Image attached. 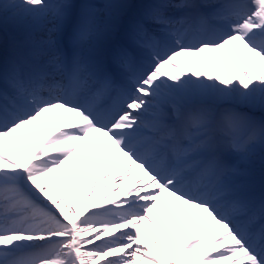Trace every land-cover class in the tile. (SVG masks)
Listing matches in <instances>:
<instances>
[{"label":"snow or ice","instance_id":"1","mask_svg":"<svg viewBox=\"0 0 264 264\" xmlns=\"http://www.w3.org/2000/svg\"><path fill=\"white\" fill-rule=\"evenodd\" d=\"M0 18V264H264V0Z\"/></svg>","mask_w":264,"mask_h":264},{"label":"bare ground","instance_id":"2","mask_svg":"<svg viewBox=\"0 0 264 264\" xmlns=\"http://www.w3.org/2000/svg\"><path fill=\"white\" fill-rule=\"evenodd\" d=\"M10 21V20H9ZM10 26H12V27H16V26H18L17 25V23L16 22H14V21H10V23H8ZM259 113V112H258ZM260 114V113H259ZM260 158H261V155L259 156ZM256 159H258V157H255V159H254V161L256 160ZM253 161V162H254ZM257 162H258V165L259 166H263L264 165V162H262L261 160H257ZM259 168H257V172H259ZM254 171V170H253ZM257 181H259L258 179H257Z\"/></svg>","mask_w":264,"mask_h":264},{"label":"rangeland","instance_id":"3","mask_svg":"<svg viewBox=\"0 0 264 264\" xmlns=\"http://www.w3.org/2000/svg\"><path fill=\"white\" fill-rule=\"evenodd\" d=\"M0 20H1L2 22H4L5 24H8V23H10V21H12V20H10V21L5 22L2 18H0Z\"/></svg>","mask_w":264,"mask_h":264}]
</instances>
